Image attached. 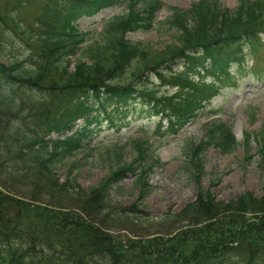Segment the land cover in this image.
Returning a JSON list of instances; mask_svg holds the SVG:
<instances>
[{
    "label": "trees",
    "instance_id": "obj_1",
    "mask_svg": "<svg viewBox=\"0 0 264 264\" xmlns=\"http://www.w3.org/2000/svg\"><path fill=\"white\" fill-rule=\"evenodd\" d=\"M32 1L42 5V14L26 24L22 1L0 0V264H264V193L258 197L245 191L220 201L211 190L200 189L195 201L166 214L162 230L150 233L141 227L150 220L137 218V211L112 212L111 190L137 171L134 164L90 191H81L70 178L59 184L56 175L60 164L89 149L103 133L100 115L86 117L98 110L94 100L102 106L116 101L126 110L143 105L144 113L159 117L156 127L163 137L176 136L199 119L233 79L232 68L243 69L245 49L255 50L262 42L264 0H238L235 11L219 0H201L187 11L175 8L168 23L176 30V42L154 55L127 35L154 28L156 14L164 8L161 0ZM123 5L127 12L106 25L105 41L89 45L83 52L87 61L74 64L90 35L78 21ZM15 38L27 46L26 56L3 62ZM177 60L185 63L183 76L161 71ZM136 61L163 82L172 80L169 84L178 91L161 94L120 82ZM191 72L212 79H196ZM119 107L114 113L126 116ZM107 119L114 124L112 113ZM261 141L264 169V133ZM236 145L229 125L211 122L204 140L191 151L197 180L206 147L229 154ZM149 147L148 141L134 142L140 202L151 190L148 174L160 165L159 160L143 165ZM45 197L52 208L37 203ZM115 230L131 235H114Z\"/></svg>",
    "mask_w": 264,
    "mask_h": 264
},
{
    "label": "rangeland",
    "instance_id": "obj_2",
    "mask_svg": "<svg viewBox=\"0 0 264 264\" xmlns=\"http://www.w3.org/2000/svg\"><path fill=\"white\" fill-rule=\"evenodd\" d=\"M11 1H22L23 7H26L22 12L24 23L32 24L41 17L43 7L39 2ZM161 1L164 3V8L157 13L154 28L148 32L127 35L129 41L151 54L161 53L167 46L175 43L177 33L168 23L172 10L174 8L189 10L193 3L199 0ZM219 2L231 10H235L239 4L238 0H219ZM126 11L127 6L123 5L110 8L94 18L81 19L78 22L79 29L89 31V41L83 45L82 52L73 61L76 63L80 58L85 60L83 56L86 54L83 53L85 49L95 42L103 43L106 39L104 29L108 22L114 17L125 14ZM255 46L258 47L246 54L243 69L233 76L234 83H225L226 87L221 95L204 110L203 117L176 136L163 137L156 127L159 117L144 113L146 108L143 105L130 106L126 110L119 107L116 101H106L102 106L94 100L98 110H92L86 117L100 115V119L103 120V133L89 149L69 157L58 166L56 169L58 183H63L70 177L78 183L81 191H90L98 187L111 173L125 165L134 164L137 171L127 173L125 178L111 190L112 212L115 215L123 210L137 211L135 214L137 218L150 220L149 223L141 226L143 231L150 233L162 230L160 223L164 222L163 218L166 214H176L195 201L200 189H210L220 201L236 199L245 191H250L258 197L262 196L264 169L258 135L264 133V33L262 42H258ZM26 49L27 46L15 38L13 44L8 45L2 61L8 63L17 58L24 59ZM172 67L173 65L162 68L161 71L170 73ZM182 67L183 64L179 63L174 71H182ZM184 74L183 72L182 76ZM166 81L161 84L154 72L144 68L141 61H136L120 82H132L138 87L150 86L161 94L176 92L175 84L166 86L172 80L166 79ZM117 107L124 111L126 116H123L122 112L114 113ZM212 110L221 111L218 119L233 128L238 146L229 154H224L212 146L206 147L199 156L203 162V171L198 181L195 168L191 164V151L192 147L203 141L207 125L214 118L210 116ZM111 113L115 118L113 125L107 119ZM139 140L148 141L150 146L147 152L149 159L143 165L147 167L154 161H160V165L154 167L148 174L151 190L141 202L138 200L140 193L138 177L141 169L134 148V142ZM70 169H73L71 176L68 174ZM42 192L44 193L43 190ZM36 201H39L37 203L41 206L52 208L47 205L50 201L48 197ZM137 203L139 204L135 207L134 204ZM115 232L116 230L112 234L131 235L125 230L118 231L117 234Z\"/></svg>",
    "mask_w": 264,
    "mask_h": 264
}]
</instances>
